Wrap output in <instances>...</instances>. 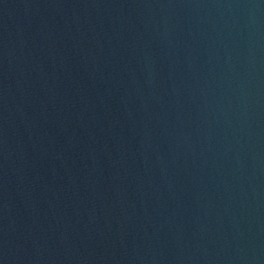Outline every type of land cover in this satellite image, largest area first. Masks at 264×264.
Segmentation results:
<instances>
[{
  "label": "water",
  "instance_id": "obj_1",
  "mask_svg": "<svg viewBox=\"0 0 264 264\" xmlns=\"http://www.w3.org/2000/svg\"><path fill=\"white\" fill-rule=\"evenodd\" d=\"M0 264H264V0H0Z\"/></svg>",
  "mask_w": 264,
  "mask_h": 264
}]
</instances>
